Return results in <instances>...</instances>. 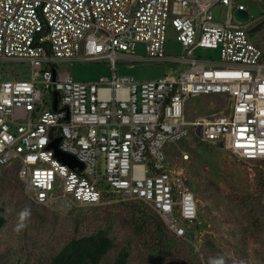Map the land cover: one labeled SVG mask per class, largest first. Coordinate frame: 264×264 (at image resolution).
I'll return each mask as SVG.
<instances>
[{"label":"built area","instance_id":"2783aa9c","mask_svg":"<svg viewBox=\"0 0 264 264\" xmlns=\"http://www.w3.org/2000/svg\"><path fill=\"white\" fill-rule=\"evenodd\" d=\"M217 5L247 11L239 0H0V59L32 66L30 79H0V167L16 163L40 205L95 206L114 194L149 205L185 238L199 200L166 148L198 136L258 164L264 204V54L247 25L214 18ZM169 26L181 58L165 55ZM138 44L145 60L186 69L150 81L118 76L117 60H137ZM198 48L219 50L221 61L196 58ZM66 61H109L112 74L78 82L58 73ZM197 96L230 100L228 113L188 120ZM55 141L82 167L66 165Z\"/></svg>","mask_w":264,"mask_h":264},{"label":"rangeland","instance_id":"374dc122","mask_svg":"<svg viewBox=\"0 0 264 264\" xmlns=\"http://www.w3.org/2000/svg\"><path fill=\"white\" fill-rule=\"evenodd\" d=\"M239 3L247 11L217 5L214 18L224 22L231 17L234 24L247 25L252 42L264 54V0ZM177 35L169 26L168 58L184 56ZM146 57L144 45L138 44L137 60H117V75L150 81L186 69L173 61L154 62ZM195 57L221 61L219 50L213 49L198 48ZM56 68L78 82H97L112 74L109 61H66L57 63ZM31 74L29 62L0 59V79H30ZM47 104L44 109L51 108ZM230 104L219 96L190 97L187 119L228 113ZM198 139L193 136L166 148L170 162L185 169L188 185L199 200L198 220L191 226L195 235L185 239L175 238L157 225L158 216L149 205L126 202L114 194L95 206L40 205L19 180L16 163L0 167V216L5 219L0 229V264H56L74 243L95 236L111 243L99 264H264V205L258 164L242 160L222 143ZM183 151L190 155L187 163L180 159ZM58 157L67 161L66 165L74 163L69 156Z\"/></svg>","mask_w":264,"mask_h":264},{"label":"trees","instance_id":"16d2710c","mask_svg":"<svg viewBox=\"0 0 264 264\" xmlns=\"http://www.w3.org/2000/svg\"><path fill=\"white\" fill-rule=\"evenodd\" d=\"M199 142H203V141L199 140ZM261 179H262V175H261ZM260 191H261V181H260ZM4 224H5V219L0 216V229L3 227ZM156 224L159 226L161 225L164 229H166L159 217H157ZM163 231L164 230L160 232ZM189 235L194 237L195 233L192 231L191 226H186L185 238H187ZM174 237L178 238L176 236ZM185 238H179V239H185ZM109 248H111L110 241L108 239H102L101 236L85 238L70 246L68 250H66L65 256L59 259L58 261H56V264H99L100 258L106 254Z\"/></svg>","mask_w":264,"mask_h":264},{"label":"water","instance_id":"95a60500","mask_svg":"<svg viewBox=\"0 0 264 264\" xmlns=\"http://www.w3.org/2000/svg\"><path fill=\"white\" fill-rule=\"evenodd\" d=\"M54 95H55L54 109L56 110V109H57V93H54ZM198 135L201 136V132H198ZM51 146H53L52 148L57 152V155H58V156H59V155H65V156H69V157H71V158L74 159V163L71 162L70 164H68L71 168L82 167V165L76 160L75 157H73V156H71V155H67V154L61 153V152L59 151V149H58V141L53 142ZM54 146H55V147H54ZM66 162H67V161H66ZM66 162H64V163H66ZM66 164H67V163H66Z\"/></svg>","mask_w":264,"mask_h":264}]
</instances>
